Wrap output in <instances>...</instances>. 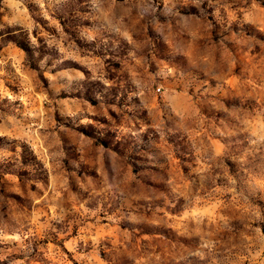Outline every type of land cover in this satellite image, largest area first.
<instances>
[{
  "label": "rangeland",
  "instance_id": "rangeland-1",
  "mask_svg": "<svg viewBox=\"0 0 264 264\" xmlns=\"http://www.w3.org/2000/svg\"><path fill=\"white\" fill-rule=\"evenodd\" d=\"M0 264H264V0H0Z\"/></svg>",
  "mask_w": 264,
  "mask_h": 264
}]
</instances>
